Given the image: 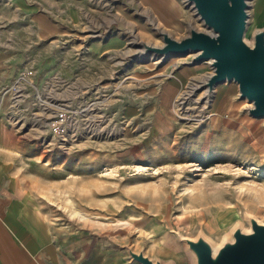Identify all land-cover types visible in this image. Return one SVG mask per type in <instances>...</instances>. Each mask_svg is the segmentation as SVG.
Returning a JSON list of instances; mask_svg holds the SVG:
<instances>
[{
  "label": "rangeland",
  "instance_id": "obj_1",
  "mask_svg": "<svg viewBox=\"0 0 264 264\" xmlns=\"http://www.w3.org/2000/svg\"><path fill=\"white\" fill-rule=\"evenodd\" d=\"M49 1L65 10L53 13L59 20L73 11L71 0ZM248 1L243 40L250 46L264 25L254 29V0ZM74 3H80L81 13L67 46L79 41L85 57L78 74L61 76L67 84L57 88L56 97L72 106L97 102L93 119L78 122L66 150L47 149L40 136L49 135L28 131V125L19 131L26 142L69 156L73 179L60 182L51 198L63 224L108 250L103 264H120L123 254L128 264H138L127 249L160 264H195L183 239L201 237L218 248L232 239L233 230L250 227L249 218L264 224V118L249 115L252 105L233 81L217 85L205 100L207 87L200 83L212 73L207 61L191 64L192 53L143 55L142 46L133 44L162 45L154 28L176 40L191 28L209 33L192 5L186 0ZM116 33L119 48L87 58L90 41Z\"/></svg>",
  "mask_w": 264,
  "mask_h": 264
},
{
  "label": "crops",
  "instance_id": "obj_2",
  "mask_svg": "<svg viewBox=\"0 0 264 264\" xmlns=\"http://www.w3.org/2000/svg\"><path fill=\"white\" fill-rule=\"evenodd\" d=\"M71 1L73 11L59 20L53 13L65 10L53 1L0 0V264H103L107 258L108 250L85 232L63 224L51 200L60 182L73 179L69 156L26 142L19 133L23 125L10 120L9 101L1 95L20 69L35 70L36 83L51 75L78 74L84 52L79 41L75 46L67 42L74 39L71 29L81 6ZM252 16L254 29L264 25V0H254ZM120 37L90 41L87 58L119 48ZM34 108L28 102L20 114ZM120 264H128L124 254Z\"/></svg>",
  "mask_w": 264,
  "mask_h": 264
},
{
  "label": "water",
  "instance_id": "obj_3",
  "mask_svg": "<svg viewBox=\"0 0 264 264\" xmlns=\"http://www.w3.org/2000/svg\"><path fill=\"white\" fill-rule=\"evenodd\" d=\"M198 18L210 30L199 32L191 28L187 37L176 40L158 30L162 45L135 43L142 46L143 55H188L191 64L209 61L212 73L205 86L208 91L223 82H236L238 95L252 107L249 115L264 118V27L253 34L252 44L244 40L248 22V0H186ZM250 232L241 229L232 232V239L225 241L213 255L211 246L203 239H183L195 258V264H264V224L249 218ZM130 259L138 264H160L141 252L127 249Z\"/></svg>",
  "mask_w": 264,
  "mask_h": 264
},
{
  "label": "built area",
  "instance_id": "obj_4",
  "mask_svg": "<svg viewBox=\"0 0 264 264\" xmlns=\"http://www.w3.org/2000/svg\"><path fill=\"white\" fill-rule=\"evenodd\" d=\"M35 73V70L20 69L2 89L1 95H6L9 101L8 117L18 127L28 125V131L40 130V133L49 135V139L40 136L41 144L47 149L55 145L66 150L71 145L68 142L75 140L70 132L77 128L79 121L93 119L91 112L97 102L72 106L64 98L56 97L57 88L67 84L65 77L51 75L36 83ZM27 101L35 106L28 117L20 114V108Z\"/></svg>",
  "mask_w": 264,
  "mask_h": 264
},
{
  "label": "bare ground",
  "instance_id": "obj_5",
  "mask_svg": "<svg viewBox=\"0 0 264 264\" xmlns=\"http://www.w3.org/2000/svg\"><path fill=\"white\" fill-rule=\"evenodd\" d=\"M160 31H162V30H160ZM138 40V39H137ZM139 42H140V40H139ZM139 42L138 41H136L135 40V42L133 43V44H135V43H137V44H139ZM207 63H210L209 61H207ZM210 76V74L208 75V76H206L205 77V80H203L201 83H200V86L202 87V88H206V86H205V83L207 82V79H208V77ZM214 89H215V87H214ZM213 89V90H214ZM213 90L212 91H208L207 89H205V95H204V97L203 98H206L205 100H208V99H211V97L213 96ZM259 222V221H258ZM260 223V222H259ZM261 224H263V223H261ZM250 227L248 226L247 227V230H245V228L244 229H242L241 228V231L242 232H244V233H249L250 232ZM217 250V248H215V247H212V251H213V255L217 252L216 251Z\"/></svg>",
  "mask_w": 264,
  "mask_h": 264
}]
</instances>
